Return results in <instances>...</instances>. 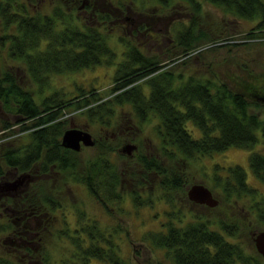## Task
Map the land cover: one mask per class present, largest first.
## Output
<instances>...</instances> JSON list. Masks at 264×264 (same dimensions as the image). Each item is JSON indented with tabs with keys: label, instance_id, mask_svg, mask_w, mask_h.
Returning a JSON list of instances; mask_svg holds the SVG:
<instances>
[{
	"label": "trees",
	"instance_id": "trees-1",
	"mask_svg": "<svg viewBox=\"0 0 264 264\" xmlns=\"http://www.w3.org/2000/svg\"><path fill=\"white\" fill-rule=\"evenodd\" d=\"M155 1L167 8L173 0ZM177 1L186 6L188 12L186 23L179 24L173 40L176 49L184 55L204 44H212V33H224L221 21L209 29L210 33L205 31V5L235 23L241 19L254 22L243 39L259 42L264 47V0ZM65 16L67 14L58 10L41 16L30 13L19 0H0V25L4 32L1 39L9 42L8 55L23 62L30 82L39 89L36 100L15 77L7 74L0 77V110L6 115L5 120H0V129L4 130L1 132H5L0 138V176L5 169H13L17 174L31 177L32 187L27 193L29 202H23L21 207L29 213L26 220L47 217L63 208L61 195L67 186L74 184L86 189L110 216H124L121 188L127 180L128 184L138 183L139 189H145L146 185L160 189L162 197L157 193V197H152L135 191L130 203L138 209L151 207L155 200H165L169 208L161 224L163 229L147 232L143 242L164 250L171 264H264L254 249L245 247L247 244L240 239L242 231L236 222L217 219L214 223L201 217L187 220L184 214L176 212L171 201L174 191L187 184L180 169L183 164L193 157L211 156L231 148L251 151L258 142V130L264 138V118L249 113L250 104L244 95L230 91L225 83L164 72V67L159 65L161 61L155 56L147 57L140 49L129 45L104 95L94 88H77V96L69 99L58 91L42 96V89L46 88L52 74L115 63L116 55L107 46L108 40L100 29L92 24L73 25ZM123 105L131 106L140 123L150 115L159 119L155 130L160 141L157 151L138 155L134 164L136 172H119L113 159L115 147L111 141H105L108 138L94 139L93 148H97L98 153L91 161H83L79 153L61 147L59 142L67 130V111L84 116L88 125L108 127L114 108ZM259 107L264 109L262 104ZM186 124L200 131L199 139L190 137ZM248 164L253 176L264 186V155L250 153ZM218 168L215 166L214 170ZM210 178L226 202L245 196L258 199L250 208L260 224H264V196L247 184V175L241 167H227L223 178L214 171ZM76 212V225L81 227L71 230L63 219L58 231L71 240L73 259L81 264H87L89 259L104 264H129L119 256L113 238L118 231H124L122 228L116 227L111 234L100 228L96 220L88 219L80 208H76ZM11 228L9 224L0 223V234ZM42 228L44 233L51 231L47 225ZM40 238L38 236L37 241ZM246 241L254 248L251 237ZM47 261L44 260L50 264L49 255ZM0 264L16 263L0 253Z\"/></svg>",
	"mask_w": 264,
	"mask_h": 264
},
{
	"label": "rangeland",
	"instance_id": "rangeland-1",
	"mask_svg": "<svg viewBox=\"0 0 264 264\" xmlns=\"http://www.w3.org/2000/svg\"><path fill=\"white\" fill-rule=\"evenodd\" d=\"M22 1L25 2V0ZM50 1L36 7L41 16L51 15L53 10L58 7L63 14L66 13L73 18L72 22L77 25L80 24L79 20L83 25L88 23L93 25L90 16H87L88 13L78 10L75 3H73L74 0H57L53 2L52 8L48 7ZM94 2L96 0H90L93 5ZM101 2L102 6H100L103 11L101 15L103 17L111 15L110 20L112 23L108 22L104 26H95L107 38V46L116 55L115 63L113 65L103 64L72 73L52 74L47 80L46 88L42 89V96L58 91L65 94L66 98L69 99L77 96V88L84 90L94 88L100 90V93L104 95L109 91V87L113 83L116 65L124 60V54L127 51L126 46L129 45L137 47L147 57L155 56L158 62L161 61L159 65L164 67V72L173 73L175 76L182 75L183 78L194 77L212 80V82L216 81V83H225L230 91L244 95L250 104L249 113L264 118V109L260 108L261 106L259 107V104L264 105V47L259 42L243 39L244 34L254 26V22L241 19L235 23L232 19L223 16L220 11L213 10L214 8L205 5L204 14H206V17L203 21L205 31L208 33L209 29L220 24L221 21L224 33L220 31L212 33V44H204L195 52L184 55L182 51L176 49L173 42L179 24L186 23L187 20L188 12H186V6L181 2L173 0L169 7L164 8L155 0H128L126 2L128 13L126 14H128L129 23L126 24L113 8V5L116 6L117 0H101ZM119 8H122V6ZM115 18L120 19L118 21ZM233 23H235V27H233ZM138 28H141L140 32H137ZM8 32L10 33V31ZM3 33L0 25V77L6 74L15 77V80L25 89H28L33 94L34 99L38 100L36 95V91L39 90L38 87L30 82L23 62L9 57V45L7 44L9 42L1 39ZM130 107V105L115 107L114 115L110 119L108 127L99 124L88 125L87 118L74 111H67L65 115L67 130L73 127L88 131L93 139L108 138L105 141H111L115 147L113 159L119 167V172L123 173L124 171L125 173L126 171L127 174L136 172L137 168H134V164L138 155H151L154 151H157L156 148H158L160 141L155 130L159 124V119L150 115L146 121L140 123ZM3 119L5 120V117ZM11 120L12 118H10V122H13ZM186 128L191 135L190 137L193 139L200 138V131L192 124H186ZM13 129L16 132V126ZM1 131L4 130L0 129V138L1 134L5 133ZM256 135L258 142L251 151L231 148L211 156L193 157V159L183 164L180 169L184 172L187 184L184 188L174 191V198L171 200L176 212L184 214L187 220L201 217L212 220L214 223L217 219L236 222L242 231L240 239L247 244L245 247L248 246L250 250H252V243L247 242V238H250L253 233L264 232V224H260L255 211L250 208L253 201L256 202L258 199L245 196L226 202L223 193L212 183L210 177L216 171V174L223 178L227 167L239 166L247 175V184L252 188H256L261 197L264 196V186L253 176L248 164L250 153L258 152L264 155V138L259 130ZM125 145L135 146L136 149L131 156L123 155V158H120L119 150ZM97 151V148H82L79 157L83 161L88 159L91 161L98 153ZM215 166L219 167L218 170H214ZM126 181H123L121 188V193L124 196V216L117 214L110 216L79 184L67 186L64 189L61 195L63 208L54 210L47 217L39 216L36 220H26L24 224V220H15L16 216H13V214L8 213V216L9 219L14 221L13 225L17 227L15 230L17 235L21 237V235H24V230L28 232L24 237L28 244L38 246L40 242L41 247H46L50 264H68V260L74 258L71 240L62 237L58 231L63 219L69 223L68 227L71 230L79 228L80 225H76L78 217L76 208L84 211L88 219L96 220L100 228L111 231V234L116 227L124 230L115 233L113 238L116 241L119 256L129 264H171L169 259L166 258L164 250L155 249L146 241L143 242L147 232L163 229L161 224L164 223L165 211L169 208L165 204V200L160 198L161 200H155L154 205L151 207H139L138 209L130 203L131 194L135 191L152 197H155L157 193L162 197L160 189L153 185H146L145 189H139L138 183L128 184ZM194 185H202L208 188L212 193V199L217 204L209 206L208 204H194L192 201L187 200L188 190ZM23 188L19 195H15L17 201H21ZM22 212L29 215L27 211ZM86 222L88 223V221ZM45 225L51 231L44 233L42 227ZM72 234L74 235V233ZM13 236L15 235L10 236V238H13ZM38 236H41L39 241H37ZM7 240L8 237L4 238V235L0 234V244H4ZM9 243L10 240L6 243V250L10 248ZM18 245H23V243ZM20 256H25L22 251ZM35 257L26 258L27 262L22 261L20 264H34L33 262L37 259ZM89 260L87 264H104L97 259Z\"/></svg>",
	"mask_w": 264,
	"mask_h": 264
},
{
	"label": "flooded vegetation",
	"instance_id": "flooded-vegetation-1",
	"mask_svg": "<svg viewBox=\"0 0 264 264\" xmlns=\"http://www.w3.org/2000/svg\"><path fill=\"white\" fill-rule=\"evenodd\" d=\"M19 1L21 2L22 5H24L29 10L30 13L40 14L36 10V7H38L42 3L47 2L49 0H25V2L22 0H19ZM56 1L57 0H51L50 1L51 3L48 7L52 8L53 2H56ZM126 2H128V0H122L121 2H119L117 0V3H115L116 6H114L112 4L113 8L116 10V12L119 13V15H120L119 17H121V19L125 22V24L129 23L128 14H126V13H128V5H126L127 4ZM73 3H75V6L77 7L78 10L80 9L83 13H86V14L88 13L87 16H90V19L93 22L94 26L95 25L104 26L105 23H108V22L112 23V21L110 20L111 15L110 16L105 15L104 17H103V15H101V13L103 12L102 7H101L102 6L101 0H96V2H94V5L90 3V0H74ZM120 6H122V8H119ZM55 10L61 11L58 7L55 8L53 10V12ZM65 17H66V20L72 22L73 18L69 17L68 15ZM119 19L120 18H115V20H118V21H119ZM79 22H80V24H82V22L80 20H79ZM72 23H73V25L76 24L75 22H72ZM4 117L6 118V115L4 114L3 111L0 110V120H2ZM23 177H24V180L22 182H20L19 179L23 178ZM6 184L7 185H13V186L7 187V186H5ZM31 187H32L31 177L26 175V174H17L16 170L5 169L4 174H2V176H0V223L3 222L4 224H9L12 227L11 231L3 234L4 238L8 237V240L6 242H4V244H0V253L2 255H4L5 257L12 259V261H14L16 264L17 263L20 264L22 261L27 262L26 258L31 259V257L34 258V256H36L35 258H37L34 262L32 261L34 264H46V263H48V261H47L48 252L45 249L46 247L45 246L41 247V245L31 246V243L28 244L26 242V238H24L28 234V232L24 233L23 236L21 235V237L18 238L16 236V233H15L16 227L13 225L14 221L12 219H9L10 217L8 216V213H11V214H13V216H16L14 218L15 220H26L27 219L28 215L24 214L22 212V211L25 212L27 210L24 208H21V207L23 206V202L25 204H27L29 202V200L27 199L28 198L27 193L29 192V188H31ZM22 188L24 190L22 193L21 201H17L15 195L16 194L19 195L21 193ZM216 204H217V202H216ZM20 208H21V210H20ZM12 233H14V234H12ZM12 235H15L16 237L13 236V238H10V236H12ZM9 240H10V243H9L10 248H9V250H6V245H7L6 243H8ZM20 243H23V245H18ZM253 247H254V244H253ZM254 248H252V249H254ZM21 251L23 252V255H25V256H22V257L20 256ZM34 253H36V254H34ZM44 260L46 261V263L44 262ZM71 260H68L69 261L68 264L79 263L78 260H75V259H73L72 261ZM262 260L264 261V259H262ZM63 264H65V263H63Z\"/></svg>",
	"mask_w": 264,
	"mask_h": 264
},
{
	"label": "water",
	"instance_id": "water-1",
	"mask_svg": "<svg viewBox=\"0 0 264 264\" xmlns=\"http://www.w3.org/2000/svg\"><path fill=\"white\" fill-rule=\"evenodd\" d=\"M61 147L63 149L72 151L73 153H80L82 148H93L95 146V141L92 136L83 130H78L71 127V129L66 130L61 137ZM136 147L132 145H125L121 148L120 154L124 156H131L132 152L135 151ZM23 178H20L19 181L22 182ZM13 186V185H5ZM187 200L192 201L197 204H208L209 206H215L216 202L212 199V194L202 185L192 186L187 193ZM251 239L254 244V249L256 252L264 259V232L253 233Z\"/></svg>",
	"mask_w": 264,
	"mask_h": 264
}]
</instances>
